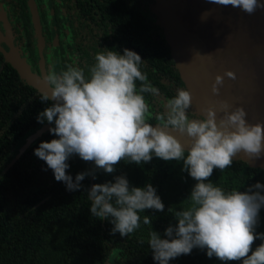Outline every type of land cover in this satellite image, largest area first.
<instances>
[{
	"label": "clouds",
	"instance_id": "1",
	"mask_svg": "<svg viewBox=\"0 0 264 264\" xmlns=\"http://www.w3.org/2000/svg\"><path fill=\"white\" fill-rule=\"evenodd\" d=\"M209 2L231 5L247 14L264 8L261 0ZM92 60L85 67L68 63L61 71L52 69L43 76L50 95L42 92L39 100L51 103L36 120L52 125L49 132L56 138L40 142L33 154L45 162L54 179L67 191L75 192L87 176L96 179L95 170L114 173V166L121 160L136 165L154 157L166 162L182 161L181 171L196 183L187 198L189 206L174 212L176 222L164 230L163 238L150 230L147 244L154 264H170L193 249L205 251L208 258L216 257L222 264H264V232L256 231L264 208V183L258 181L241 192L225 190L209 180L214 169L222 172L241 151L250 160L264 158V124H249L242 107L229 112L227 104L223 105L225 114L219 122L212 109L207 110L206 117L189 118L192 97L186 88H177L168 99L167 112L158 117L160 123H150L145 94L155 96L159 89L143 71L145 61L141 56L128 48L122 49V54L101 48ZM225 75L235 78L231 71ZM222 83L223 78L216 76L214 94H218ZM169 129L191 138L190 145H182ZM74 155L93 162L95 169L77 173L73 179L67 170ZM87 199L91 215L107 220L112 225L111 234L119 233L121 237L140 228L139 213L165 209L152 184L132 186L126 175L93 184ZM143 223L151 224L150 217L145 215ZM255 240L260 243L253 249Z\"/></svg>",
	"mask_w": 264,
	"mask_h": 264
},
{
	"label": "trees",
	"instance_id": "2",
	"mask_svg": "<svg viewBox=\"0 0 264 264\" xmlns=\"http://www.w3.org/2000/svg\"><path fill=\"white\" fill-rule=\"evenodd\" d=\"M69 1L77 5L78 12L71 22L75 33L71 42L76 41V53L81 60L78 65L85 67L91 64L93 54L101 48L121 54L124 48L137 52L145 61L143 71L159 89L155 96L145 94L150 105L148 122L160 123L158 117L164 113L168 99L176 94L177 88L186 87L175 68L156 0ZM34 4L36 13L29 2H18L24 14L21 21L17 18L16 24L21 26L25 21L29 27L27 30H32L35 21L36 27L43 29L39 8L36 2ZM16 24H13V31L20 34ZM46 29L51 38L50 26L47 25ZM28 35L29 53L38 70L34 34L30 31ZM85 41L94 47L83 46ZM67 46L68 52L62 49L59 71L66 64L74 63L73 44ZM23 60L30 71L38 75L27 60ZM85 73L87 75L86 68ZM39 97L40 92L21 78L0 51V264H154L147 244L150 230L160 233L163 238L164 230L176 222L174 212L189 206L187 198L196 181L181 171L182 161L166 162L155 157L140 165L121 160L111 174L95 170L94 184L111 181L117 175H126L130 185L136 187L150 183L165 205L163 212L148 209L139 213L140 228L128 236L111 234L112 225L107 220L93 217L89 211L91 202L87 199V191L91 187L92 176L81 181L80 190L69 192L62 182L54 179L45 162L33 154L40 142L56 138L49 130L20 154L29 137L45 126L52 127L47 123H37V114L51 103H42ZM187 112L190 118L200 117L192 105ZM18 155L19 159L11 165ZM68 163L70 168L67 172L73 179L77 173L95 169L93 162L83 161L77 155L72 156ZM209 180L225 190L243 192L258 181L264 183V170L233 159L232 165L222 172L214 169ZM145 215L150 217L151 224L143 223ZM259 216L256 231L264 232V208ZM259 243L255 240L253 249ZM170 264L222 262L216 257L208 258L205 251L193 249L191 254L181 255ZM227 264L240 262L229 261Z\"/></svg>",
	"mask_w": 264,
	"mask_h": 264
},
{
	"label": "water",
	"instance_id": "3",
	"mask_svg": "<svg viewBox=\"0 0 264 264\" xmlns=\"http://www.w3.org/2000/svg\"><path fill=\"white\" fill-rule=\"evenodd\" d=\"M34 3L29 0L36 13ZM156 9L175 68L191 94V105L198 115L206 117L207 110L212 109L219 122L225 114L223 105L227 104L229 112L242 107L249 124H264V8L247 14L231 5L209 0H156ZM0 51L22 79L40 93L50 95L44 72L42 76L33 74L19 53L14 48L6 50L1 40ZM228 71L234 74V79L225 75ZM218 75L223 83L218 86V94H214L212 85ZM49 128L45 126L29 137L20 154ZM168 131L182 145H190L191 138L178 131ZM233 159L264 170V158L250 160L241 151Z\"/></svg>",
	"mask_w": 264,
	"mask_h": 264
},
{
	"label": "flooded vegetation",
	"instance_id": "4",
	"mask_svg": "<svg viewBox=\"0 0 264 264\" xmlns=\"http://www.w3.org/2000/svg\"><path fill=\"white\" fill-rule=\"evenodd\" d=\"M29 2V0H24ZM39 8V15L42 21V28L38 29L36 26L37 21L32 25V30H27L25 21L23 24H16L17 18H23V10L18 6L19 0H0V40L2 46L6 50H14L26 59L31 68L39 75L42 76L43 72L46 74L49 70H56L59 72V66L62 59V49L69 51L67 44H73V58L74 63L78 64L81 60H78V52L76 41L71 42L72 35H74L71 22L75 13L77 12V5L72 4L69 0H34ZM30 5V4H29ZM45 15V16H42ZM58 23V24H57ZM20 29V34H16L13 29ZM50 26L51 38L48 37V31L46 27ZM58 27V28H57ZM58 30V32H57ZM32 31L34 37V49L38 55V70H36L33 59L29 53L30 40L28 33ZM61 38V39H60ZM83 46H93L86 41L83 42ZM79 46V45H78ZM51 48V51L49 49ZM94 47V46H93ZM65 56V54H64ZM68 57V53L66 54ZM93 63V62H92ZM158 104V102H157ZM165 111L167 112L166 104ZM155 113V109L153 110ZM190 118V117H189Z\"/></svg>",
	"mask_w": 264,
	"mask_h": 264
},
{
	"label": "rangeland",
	"instance_id": "5",
	"mask_svg": "<svg viewBox=\"0 0 264 264\" xmlns=\"http://www.w3.org/2000/svg\"><path fill=\"white\" fill-rule=\"evenodd\" d=\"M50 51H51V48L49 47Z\"/></svg>",
	"mask_w": 264,
	"mask_h": 264
}]
</instances>
